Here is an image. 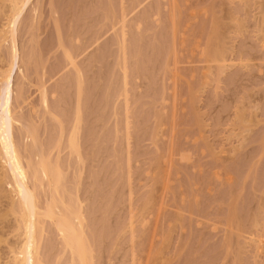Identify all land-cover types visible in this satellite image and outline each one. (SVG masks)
Instances as JSON below:
<instances>
[{
	"label": "rangeland",
	"instance_id": "1",
	"mask_svg": "<svg viewBox=\"0 0 264 264\" xmlns=\"http://www.w3.org/2000/svg\"><path fill=\"white\" fill-rule=\"evenodd\" d=\"M263 4H24L12 142L35 205L67 218L86 264H264ZM10 57L5 37L0 69ZM39 162L57 168L49 187ZM7 205L0 193V215ZM0 217L7 264L22 223ZM36 222V264H76L53 222Z\"/></svg>",
	"mask_w": 264,
	"mask_h": 264
},
{
	"label": "bare ground",
	"instance_id": "2",
	"mask_svg": "<svg viewBox=\"0 0 264 264\" xmlns=\"http://www.w3.org/2000/svg\"><path fill=\"white\" fill-rule=\"evenodd\" d=\"M27 1L28 0H0V20L2 21L0 24V42L7 37L11 50L9 63L0 69V193L8 198V205L5 212L0 216L4 214L13 215L15 220L22 223L18 251L11 257L7 264H36V220L39 217L53 222L54 229L61 236L64 245L70 246L71 254L76 264H86V254L83 244L80 238L75 234L67 218L53 210L47 202H45L42 207L35 205L34 196L26 182L27 178L29 175L31 176L32 173L22 166L20 157L12 142L11 124L14 120L11 116V107L8 100L10 94V87L8 84L10 73L14 67L15 58L13 31L15 19ZM262 6H264V4ZM259 8L262 9H259V11H262L263 16H261V18L264 20V7ZM212 33L213 30L211 32L212 37H208L215 40L214 33ZM207 45L208 44H206V46ZM210 45H212V43ZM210 45L205 49V58H210L209 61L212 60L213 62L218 61L221 57V54H219L220 49L217 48L216 44L211 47ZM68 146L70 149L73 148L70 144ZM37 171L45 181L47 187L50 186V178L56 177L57 175V168L55 166H50L43 162L38 163ZM3 185L7 187L6 190L3 189ZM12 197H15L14 202L12 201ZM77 227H79V223H77Z\"/></svg>",
	"mask_w": 264,
	"mask_h": 264
}]
</instances>
